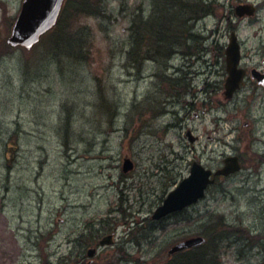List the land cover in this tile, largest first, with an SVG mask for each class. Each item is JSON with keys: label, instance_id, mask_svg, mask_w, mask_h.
<instances>
[{"label": "rangeland", "instance_id": "1", "mask_svg": "<svg viewBox=\"0 0 264 264\" xmlns=\"http://www.w3.org/2000/svg\"><path fill=\"white\" fill-rule=\"evenodd\" d=\"M90 1L100 14L66 22L84 56L57 63L40 45L7 46L22 0H0V264H89L87 241L111 233L90 264H179L167 251L195 236L206 244L183 259L264 264V103L223 96L230 0H203L180 46L163 53L158 30L143 47L133 36L158 19L152 0ZM229 155L239 173L151 219L194 161L215 170Z\"/></svg>", "mask_w": 264, "mask_h": 264}, {"label": "water", "instance_id": "2", "mask_svg": "<svg viewBox=\"0 0 264 264\" xmlns=\"http://www.w3.org/2000/svg\"><path fill=\"white\" fill-rule=\"evenodd\" d=\"M63 0H23L21 9L12 25L7 44L11 47H24L31 49L39 38L49 31L56 23L59 16ZM241 7L237 9L239 12ZM242 10V8H241ZM239 61V51L237 45L233 42L225 49L226 72H229L225 81V96L228 98L239 86L242 80V72L237 70ZM191 142L194 139L188 133ZM224 166L212 172L205 169L202 165L194 162L191 166L189 176L183 179L179 185L170 192L163 200L162 204L156 208L152 215L153 220H160L166 216L182 211L188 206L196 203L205 195L207 188L214 183L212 176H228L240 170L237 157H227L224 159ZM133 169V164L129 160L123 163L122 171L127 173ZM204 242L201 237L186 239L174 245L168 252L172 255L184 250L198 246ZM112 243V235L102 238L100 246ZM95 249L88 251V256L94 255Z\"/></svg>", "mask_w": 264, "mask_h": 264}, {"label": "trees", "instance_id": "3", "mask_svg": "<svg viewBox=\"0 0 264 264\" xmlns=\"http://www.w3.org/2000/svg\"><path fill=\"white\" fill-rule=\"evenodd\" d=\"M68 2L69 0H66L55 28L47 33L39 44L41 47L47 48L49 54H53L52 59L57 63H61L65 59L80 61L79 56L85 54L84 41L79 39L74 31H71L69 23L66 24L67 20L69 21L70 18L78 15L100 14L102 10L99 1L97 4H93L90 0H75L71 7H69L70 3ZM151 5L153 7H151V14H155L157 10L158 19L153 20L152 17L151 22H138V25L134 29L132 28L134 30L133 36L139 40V45L143 47L145 39H148L151 31L158 30L159 34H162L159 36L162 41L156 50L161 53L167 52L173 47H179L186 31L183 24L188 20H198L208 7L203 0H152ZM63 22L66 25L60 26V23ZM172 39L179 40V42ZM128 54L131 55L132 52H128ZM191 252L184 253L182 256L190 255ZM182 256L178 257V260L181 261L179 264H196L193 258L188 256V258L183 259Z\"/></svg>", "mask_w": 264, "mask_h": 264}, {"label": "flooded vegetation", "instance_id": "4", "mask_svg": "<svg viewBox=\"0 0 264 264\" xmlns=\"http://www.w3.org/2000/svg\"><path fill=\"white\" fill-rule=\"evenodd\" d=\"M230 3L228 46L231 45L233 39L236 40L240 51L239 68L243 71V80L239 89L234 92L229 102H235L237 100L249 102L259 99L264 103V25L262 27L258 26L255 30L252 29L257 23L256 20L259 12L261 10L264 11V2H260L258 5L252 4L255 6V11L252 16L246 15V11L241 12L244 13L243 16L236 13V7L238 5L250 4L247 0H230ZM241 29L243 32L250 31V33L247 32L242 36L240 34ZM248 44L251 46L257 44V47L252 48Z\"/></svg>", "mask_w": 264, "mask_h": 264}, {"label": "bare ground", "instance_id": "5", "mask_svg": "<svg viewBox=\"0 0 264 264\" xmlns=\"http://www.w3.org/2000/svg\"><path fill=\"white\" fill-rule=\"evenodd\" d=\"M94 241H95V239H90L88 242H90L89 244H93Z\"/></svg>", "mask_w": 264, "mask_h": 264}]
</instances>
